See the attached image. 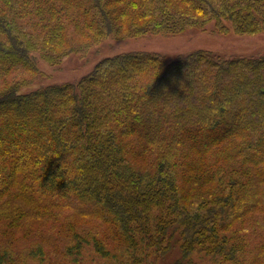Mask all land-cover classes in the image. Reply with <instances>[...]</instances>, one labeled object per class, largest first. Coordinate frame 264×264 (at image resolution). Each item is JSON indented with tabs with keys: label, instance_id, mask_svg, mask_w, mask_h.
Segmentation results:
<instances>
[{
	"label": "trees",
	"instance_id": "trees-1",
	"mask_svg": "<svg viewBox=\"0 0 264 264\" xmlns=\"http://www.w3.org/2000/svg\"><path fill=\"white\" fill-rule=\"evenodd\" d=\"M122 16L133 37L254 34L264 0H0V264H80L90 242L116 264H264V57L127 51L20 92L33 52L56 63Z\"/></svg>",
	"mask_w": 264,
	"mask_h": 264
},
{
	"label": "rangeland",
	"instance_id": "rangeland-1",
	"mask_svg": "<svg viewBox=\"0 0 264 264\" xmlns=\"http://www.w3.org/2000/svg\"><path fill=\"white\" fill-rule=\"evenodd\" d=\"M174 5L178 6V3L175 2ZM115 6L117 5L110 3L108 9L112 10L110 7ZM112 14L114 17L116 16L115 13ZM117 19L119 20L118 37L98 38L92 40L91 44H86L85 47L81 45L82 47L79 48L76 46L83 42L82 38L76 40L69 37V44L75 48L67 51L56 63L46 62L37 52H33L38 72L36 76H32L33 78H31V74L28 75L29 73L22 74L27 78H31L32 81L30 84L23 86L20 92H26L46 84L76 82L79 78L88 74L101 58L127 51L156 52L165 56L167 60L173 59L179 53L196 49L212 50L222 57H264V30L254 34L237 33L231 27L229 21L211 20L202 27H192L178 34L150 33L133 37L128 36L130 28L126 26V24L128 25L126 21L123 22L124 17ZM66 46L68 45L66 44ZM85 221L94 226H99L101 231L106 228L105 225L96 220L87 219ZM177 251L173 248L157 264H170L178 257ZM35 259H30L27 264H43ZM50 259H52L50 262H53V264H58L53 257ZM194 259L196 264H208V260L203 257L196 256ZM63 263L67 264L66 262ZM79 263L116 264L111 262L110 258L101 256L91 242L83 244Z\"/></svg>",
	"mask_w": 264,
	"mask_h": 264
}]
</instances>
